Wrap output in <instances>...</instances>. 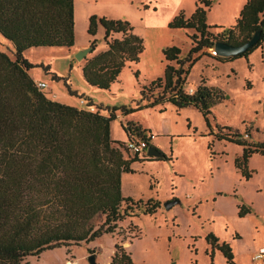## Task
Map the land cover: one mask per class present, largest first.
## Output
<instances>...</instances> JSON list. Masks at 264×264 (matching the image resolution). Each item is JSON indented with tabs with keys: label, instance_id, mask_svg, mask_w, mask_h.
<instances>
[{
	"label": "rangeland",
	"instance_id": "1",
	"mask_svg": "<svg viewBox=\"0 0 264 264\" xmlns=\"http://www.w3.org/2000/svg\"><path fill=\"white\" fill-rule=\"evenodd\" d=\"M245 1L74 0V47L28 51L34 65L30 75L47 84L46 96L63 104L92 107L104 116L107 110L117 109L112 139L125 142V131L139 126L151 138L150 147L164 157L123 152L125 159L136 161L130 165L133 173L122 175V195L135 201H158L155 214L140 213L120 222L113 234L88 244L44 251L23 263L88 264V257L95 255L96 264H108L118 244L130 253L133 264H229L206 241L212 234L219 245H228L234 264H256L252 256L264 248V156L253 152L245 163L246 147L229 139L238 135L251 149L264 143V51H252L247 60L227 63L214 59L211 50L194 56L196 62L188 71L184 90L193 93L203 80L227 96L206 118L193 107L178 111L165 104L139 109L146 104L141 101V87L163 75V49L179 48L182 60L189 51V31L171 29L172 20L180 12L188 17L201 8L208 26L228 28L235 24ZM91 16L126 21L143 46L139 61L127 63L119 82L108 91L87 85L82 75L85 62L75 59L94 40L87 34ZM10 49L11 44L0 37V50ZM104 51L96 43L85 59ZM188 66L184 63L183 70ZM121 108L128 112L122 115ZM162 108L165 111L160 113ZM170 201L176 204L167 210L165 204ZM240 208L244 217L238 216ZM102 221L97 216L92 224L98 226Z\"/></svg>",
	"mask_w": 264,
	"mask_h": 264
},
{
	"label": "trees",
	"instance_id": "2",
	"mask_svg": "<svg viewBox=\"0 0 264 264\" xmlns=\"http://www.w3.org/2000/svg\"><path fill=\"white\" fill-rule=\"evenodd\" d=\"M205 15L197 8L188 17L180 12L172 20L171 29L189 31V51L182 60L179 48L163 49V75L141 87V101L146 104L139 109L165 104L178 111L193 107L206 118L227 96L203 80L192 94L184 90L188 71L196 62L194 56L213 51L216 42L242 45L259 30V41L245 53L231 58L214 55V59L247 60L252 51L264 46V0H246L235 24L228 28L208 26ZM99 27L106 49L84 60L82 75L87 85L108 91L119 82L127 63L139 61L143 46L126 21L91 16L87 34L95 37ZM214 29L218 32L213 33ZM0 37L12 47L0 50V264H28L23 263L27 257L88 244L113 234L126 219L155 214L158 201H135L121 193L122 175L133 173L130 165L136 161L123 157L125 142L150 140L145 130L131 127L125 131V142L113 140L117 109L107 110L104 116L53 101L29 75L34 65L28 51L73 48L74 0H0ZM96 43V39L89 42L91 53ZM186 62L189 66L183 70ZM120 111L122 115L128 112L127 108ZM235 137L229 141L246 147L245 163L253 152L264 156V143L251 149ZM244 215L240 208L238 216ZM97 216L103 221L93 226ZM206 241L234 264L227 244L219 245L212 234ZM109 264L133 262L130 253L115 244Z\"/></svg>",
	"mask_w": 264,
	"mask_h": 264
},
{
	"label": "water",
	"instance_id": "3",
	"mask_svg": "<svg viewBox=\"0 0 264 264\" xmlns=\"http://www.w3.org/2000/svg\"><path fill=\"white\" fill-rule=\"evenodd\" d=\"M260 35H261V31L259 30L256 33H254L253 36L250 38V40H248L246 43H244L242 45H237V46L225 44L222 42H216L214 44V47H213V53L216 56L222 57V58H231V57H235L237 55L243 54L246 51H248L249 49H251L253 46L256 45V43L260 39ZM91 51H92V48L87 47V48L79 51L76 54L75 59L77 61H84L86 56L88 54H90ZM146 156L156 158V159H161L164 157V154L159 152L154 147H149L146 151ZM174 204H176V202H174V201L167 202L165 204V208L168 210ZM87 260H88V264H96L95 255H90Z\"/></svg>",
	"mask_w": 264,
	"mask_h": 264
},
{
	"label": "built area",
	"instance_id": "4",
	"mask_svg": "<svg viewBox=\"0 0 264 264\" xmlns=\"http://www.w3.org/2000/svg\"><path fill=\"white\" fill-rule=\"evenodd\" d=\"M35 84L36 87L41 91L47 88V84L45 82L38 81L35 82ZM189 93L192 94V90ZM80 109L94 112V109L92 107H80ZM245 138H248V136L245 135ZM150 140H130L125 142L124 148L128 152L137 156H141L142 154L146 155V151L150 147ZM252 261H254L256 264H261L264 262V248L259 249L258 253L252 256Z\"/></svg>",
	"mask_w": 264,
	"mask_h": 264
},
{
	"label": "crops",
	"instance_id": "5",
	"mask_svg": "<svg viewBox=\"0 0 264 264\" xmlns=\"http://www.w3.org/2000/svg\"><path fill=\"white\" fill-rule=\"evenodd\" d=\"M242 9V8H241ZM240 9V10H241ZM240 10H239V12H240ZM239 12H237L238 14H239ZM238 16V15H237ZM92 39H98V41H97V43L98 44H101V45H103V49L105 50L106 49V47H105V37H104V33H103V30L99 27L98 28V31H97V35L95 36V37H91ZM88 45H89V43H88ZM87 45V46H88ZM86 46V47H87ZM74 47V46H73ZM261 51V52H263L264 51V46L263 45H260L259 47H257L255 50H254V52H256V51ZM76 53L78 52V49H75L74 50ZM253 52V53H254ZM253 53H251V54H253ZM250 54V55H251ZM29 52H27V57H28V59H29V61L31 62V59L29 58ZM234 61V60H233ZM227 62H232V61H225V63H227ZM29 75H30V72H29ZM30 77H31V75H30ZM32 78V77H31ZM33 80H34V82H38V81H36V79H34V78H32ZM196 89V87H194V90ZM49 99H51V100H53V101H56V98L55 97H53V98H51V97H48ZM63 104V103H62ZM66 105H70V106H73V107H76V108H80L79 106H75V105H71V104H66ZM173 107V106H172ZM262 247H260L259 249H261ZM259 251V250H258ZM109 262H110V259H109V261H108V264H109Z\"/></svg>",
	"mask_w": 264,
	"mask_h": 264
}]
</instances>
